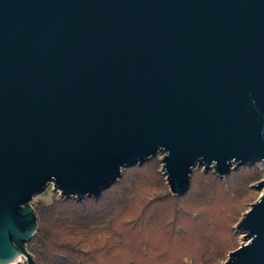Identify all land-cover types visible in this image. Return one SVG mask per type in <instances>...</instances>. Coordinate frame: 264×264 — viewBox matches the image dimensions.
Segmentation results:
<instances>
[{
	"label": "water",
	"instance_id": "obj_1",
	"mask_svg": "<svg viewBox=\"0 0 264 264\" xmlns=\"http://www.w3.org/2000/svg\"><path fill=\"white\" fill-rule=\"evenodd\" d=\"M159 152L171 194L199 164L264 168V0H0V264L30 202L96 196ZM218 264H264V175Z\"/></svg>",
	"mask_w": 264,
	"mask_h": 264
},
{
	"label": "trees",
	"instance_id": "obj_2",
	"mask_svg": "<svg viewBox=\"0 0 264 264\" xmlns=\"http://www.w3.org/2000/svg\"><path fill=\"white\" fill-rule=\"evenodd\" d=\"M149 156L121 168L96 196L31 202L36 228L26 241L35 264H217L236 246L233 223L259 178L255 166L224 176L192 168L171 194Z\"/></svg>",
	"mask_w": 264,
	"mask_h": 264
},
{
	"label": "rangeland",
	"instance_id": "obj_3",
	"mask_svg": "<svg viewBox=\"0 0 264 264\" xmlns=\"http://www.w3.org/2000/svg\"><path fill=\"white\" fill-rule=\"evenodd\" d=\"M154 156L159 160V156H160V154H159V152H156L155 154H154ZM159 166H160V164H159ZM201 165H199V164H194L193 165V169L194 168H197V167H200ZM241 166H255V167H257V169L259 170V172H260V176H259V178L260 177H262L263 175H264V168L262 167V164L260 163V162H253L252 164H246V165H241ZM237 168V167H236ZM229 170H235V168H230ZM228 170V171H229ZM258 179V178H257ZM257 179H255L254 181H252L251 183H253V182H255ZM250 183V184H251ZM167 186V185H166ZM167 190H168V188H167ZM259 191H260V189H258V188H254V191L250 194V197L249 198H244L243 199V203H242V210L240 211V213H239V215H238V217L236 218V220L234 221V223L232 224L233 225V227H234V225H235V222L238 220V218L240 217V215H241V213L245 210V209H247V207H248V205H249V203L251 202V201H253L256 197H257V195H258V193H259ZM55 193H56V195L58 194V192H57V190L55 189V188H53V185H52V182L51 181H48V182H46L45 184H44V186L39 190V191H37V192H35V193H33V195L31 196V198H30V202H32V201H34V200H36V199H41V200H43V201H45V202H48V201H50V199H51V197L53 196V195H55ZM59 195V194H58ZM236 231V236H235V240H236V246L239 244V242L240 241H242L243 239H242V235H241V232H239L238 230H235ZM235 246V247H236ZM227 253V252H226ZM225 256H226V254H225ZM225 258V257H224ZM223 258V259H224ZM223 259H221L220 261H222ZM21 260H22V262H21ZM219 261V262H220ZM218 262V263H219ZM217 263V264H218ZM13 264H24V260H23V258L21 257L20 258V260H17L15 263H13Z\"/></svg>",
	"mask_w": 264,
	"mask_h": 264
},
{
	"label": "built area",
	"instance_id": "obj_4",
	"mask_svg": "<svg viewBox=\"0 0 264 264\" xmlns=\"http://www.w3.org/2000/svg\"><path fill=\"white\" fill-rule=\"evenodd\" d=\"M21 257H22L21 255H18V256L13 260V262H12L11 264L15 263L17 260H20ZM22 258H23V257H22ZM23 260H24V259H23ZM21 262H22V260H21Z\"/></svg>",
	"mask_w": 264,
	"mask_h": 264
},
{
	"label": "bare ground",
	"instance_id": "obj_5",
	"mask_svg": "<svg viewBox=\"0 0 264 264\" xmlns=\"http://www.w3.org/2000/svg\"><path fill=\"white\" fill-rule=\"evenodd\" d=\"M13 262V260L11 262L5 263V264H11Z\"/></svg>",
	"mask_w": 264,
	"mask_h": 264
}]
</instances>
